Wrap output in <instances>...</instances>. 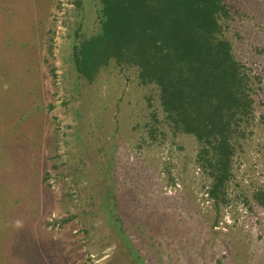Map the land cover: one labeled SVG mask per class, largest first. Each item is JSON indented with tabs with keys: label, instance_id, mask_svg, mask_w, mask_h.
Instances as JSON below:
<instances>
[{
	"label": "rangeland",
	"instance_id": "374dc122",
	"mask_svg": "<svg viewBox=\"0 0 264 264\" xmlns=\"http://www.w3.org/2000/svg\"><path fill=\"white\" fill-rule=\"evenodd\" d=\"M224 2L255 83L217 203L136 68L75 71L98 0H0V264H264V0Z\"/></svg>",
	"mask_w": 264,
	"mask_h": 264
},
{
	"label": "trees",
	"instance_id": "16d2710c",
	"mask_svg": "<svg viewBox=\"0 0 264 264\" xmlns=\"http://www.w3.org/2000/svg\"><path fill=\"white\" fill-rule=\"evenodd\" d=\"M98 2L100 30L73 47L75 71L91 82L112 61L136 68L141 84L156 87L170 128L197 140L207 196L223 202L233 139L253 118L255 83L224 34V0ZM253 198L264 206V190Z\"/></svg>",
	"mask_w": 264,
	"mask_h": 264
}]
</instances>
